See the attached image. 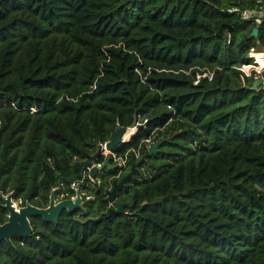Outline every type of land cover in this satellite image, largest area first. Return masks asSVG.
<instances>
[{
  "label": "trees",
  "instance_id": "1",
  "mask_svg": "<svg viewBox=\"0 0 264 264\" xmlns=\"http://www.w3.org/2000/svg\"><path fill=\"white\" fill-rule=\"evenodd\" d=\"M254 3L0 0L3 195L45 208L62 183L55 198L71 197L97 146L134 120L147 123L116 154L163 141L84 187L79 221L30 218L0 264H264V92L236 69L264 48V21L225 11ZM204 68L212 80L193 85ZM132 166L118 212L106 193Z\"/></svg>",
  "mask_w": 264,
  "mask_h": 264
},
{
  "label": "water",
  "instance_id": "2",
  "mask_svg": "<svg viewBox=\"0 0 264 264\" xmlns=\"http://www.w3.org/2000/svg\"><path fill=\"white\" fill-rule=\"evenodd\" d=\"M250 37H258V29L254 28L251 32ZM260 85V81H255L252 88L255 89ZM136 125V120L131 124V128ZM126 128H117L111 135L109 141L106 144V149L114 150L120 143L121 138L125 134ZM163 141H158L148 147L149 154H156L158 152L159 146ZM101 146L98 145L95 152L91 156L92 163H97ZM111 168L108 160L104 162L102 168ZM135 167L132 166L131 171L120 179L119 182L113 181L110 190L107 191V201L109 203H115L118 212H122L124 207L127 206L126 203L116 201L117 194L121 188L124 187L125 181L132 176ZM97 173V168L94 166L88 173L90 179H94ZM83 177V173L80 174V178ZM55 189H52L49 195V202L47 207L38 208L29 203H25L24 206L16 208L13 205V200L10 195H3L0 192V202L2 208L7 212L6 222L0 223V242L5 241L7 244H11V239L13 237H18L20 239H25L31 236L32 227L30 225L29 219L32 217H39L44 222L55 224L61 212L65 211L67 213L79 212L75 216V220L79 221L82 215H84V208L82 205V198L80 193L76 194L74 201L71 199H64L61 201H56Z\"/></svg>",
  "mask_w": 264,
  "mask_h": 264
},
{
  "label": "built area",
  "instance_id": "3",
  "mask_svg": "<svg viewBox=\"0 0 264 264\" xmlns=\"http://www.w3.org/2000/svg\"><path fill=\"white\" fill-rule=\"evenodd\" d=\"M228 14H232L237 16L240 20L245 21V22H253L257 25L262 23L264 21V0H255V3L253 6H239V5H230L229 7L226 8L225 10ZM229 43V40H228ZM246 59L248 60V63L242 64L241 66L237 67L236 69L241 72V78L242 80L246 79H251L252 83L255 81H260V85L256 87L253 90H260L264 92V48H261L259 45V41H256V44L254 47H251L246 55ZM214 75V70L210 69H197L194 73V81L193 85L199 84L200 81L202 80H207L211 81ZM253 86V85H252ZM32 112H35L34 109H32ZM147 123V120L143 121H136V125L134 127H128L126 128V131L128 129L133 130V135L138 131L140 127H143ZM126 133V132H125ZM131 136V137H132ZM130 137V138H131ZM130 138L128 140H130ZM128 140L124 139V135L121 138V143L117 146L119 147L121 144L127 142ZM108 141L104 143H100L99 145L101 146L99 157L97 160V163H91L90 166L86 167L85 170L82 172L83 177L80 178L79 181L77 182H72L69 184V190L73 192V195L69 198H65L67 196L65 193H62L59 197H56V201H61L64 199H71L74 201L76 198V194L79 192L82 198V205L84 200H88L89 197L85 196V194L82 192V189L84 187H87L91 185L93 188L98 187L101 183L99 179V175L103 169H108V168H102V165L104 164L105 161L108 160L109 165L112 169H118L120 172L127 166L128 162V155L131 153L133 154L135 159H138L140 157V147L141 144L144 145L147 149L149 146L154 144V137L151 136L148 139L142 141L140 146L137 149H131L125 152L122 156L116 154L115 150H108L106 149V144ZM97 168V173L94 179H91L89 182L85 180V177L88 176L89 171L91 170L92 167ZM95 181L93 184L92 181ZM62 188V183H60L59 186L53 188L56 191ZM111 188V187H110ZM110 188L108 190H110ZM55 191V192H56ZM107 195V193H106ZM13 205L16 207V203L13 201ZM109 205H112V203H109Z\"/></svg>",
  "mask_w": 264,
  "mask_h": 264
},
{
  "label": "bare ground",
  "instance_id": "4",
  "mask_svg": "<svg viewBox=\"0 0 264 264\" xmlns=\"http://www.w3.org/2000/svg\"><path fill=\"white\" fill-rule=\"evenodd\" d=\"M132 134H133V130L132 129H128L126 131V133L124 134V139L128 140L132 136Z\"/></svg>",
  "mask_w": 264,
  "mask_h": 264
},
{
  "label": "rangeland",
  "instance_id": "5",
  "mask_svg": "<svg viewBox=\"0 0 264 264\" xmlns=\"http://www.w3.org/2000/svg\"><path fill=\"white\" fill-rule=\"evenodd\" d=\"M93 181H94V180H93ZM14 202H15V201H14ZM15 203H16V205H17L16 208H18V207H19V206H18V202H15Z\"/></svg>",
  "mask_w": 264,
  "mask_h": 264
},
{
  "label": "flooded vegetation",
  "instance_id": "6",
  "mask_svg": "<svg viewBox=\"0 0 264 264\" xmlns=\"http://www.w3.org/2000/svg\"><path fill=\"white\" fill-rule=\"evenodd\" d=\"M19 206V205H18ZM19 207H21V206H19ZM7 216V215H6ZM6 222V221H5ZM4 223V222H3Z\"/></svg>",
  "mask_w": 264,
  "mask_h": 264
}]
</instances>
